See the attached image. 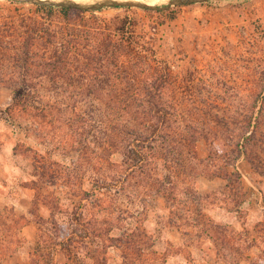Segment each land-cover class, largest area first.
<instances>
[{"label":"rangeland","instance_id":"1","mask_svg":"<svg viewBox=\"0 0 264 264\" xmlns=\"http://www.w3.org/2000/svg\"><path fill=\"white\" fill-rule=\"evenodd\" d=\"M40 5L0 0V76L26 72L11 58L26 49L24 37H34L39 62L68 46L60 72L40 77L30 67L15 83L63 91L49 102L57 119L10 116L12 86L0 83V208L14 206L38 227L18 251H30V264H95L99 238L88 227L122 236L140 224L153 240L141 264H264V175L253 161L264 156V0L68 14ZM148 87L154 148L137 147L144 156L130 174V152L122 140L110 144V118L91 93ZM42 165L60 171L57 183L42 182ZM49 192L58 198L46 200ZM105 255L124 260L117 246Z\"/></svg>","mask_w":264,"mask_h":264},{"label":"trees","instance_id":"2","mask_svg":"<svg viewBox=\"0 0 264 264\" xmlns=\"http://www.w3.org/2000/svg\"><path fill=\"white\" fill-rule=\"evenodd\" d=\"M40 7L52 8L51 6L46 5H40ZM72 10L80 9L62 7V11L66 14H68ZM24 38L23 39L25 40V42L22 46L26 47V49L22 52L16 53L11 58L12 63H14L16 66H22L26 72L23 71V73L17 74L14 73V71L8 73V75H6L5 77L0 76V83L12 86L13 90V102L8 107V113L10 114V116H13L16 111H21L22 113H20V115L22 116V114L25 115L30 112L32 115H40V118H46L48 121L51 118L57 119L56 116L58 113L55 114L51 112L53 109H50L52 106L49 104V102H51V99L53 98L54 101L57 100V96H59V94L63 91H53L50 93L52 95H50L48 94V92H42L41 90L39 91L35 88H20L16 86L15 83L20 80L26 81L28 79L27 74H29L28 71L30 67L34 69L40 68V72H38L40 74V77L48 75V73L51 71L58 70L60 72V67H66L65 64L61 66L60 62L65 63L64 55H66V49L68 46L65 43H61V50L59 51V54L54 57V60L48 58L44 60L41 59L39 62L38 59H35L30 55L33 46L32 40H34V37L31 38V40L28 37ZM153 84L154 81L152 80L150 85ZM91 94L93 101H97L102 106L104 117L106 119L110 118V125L108 124L109 120L107 121V129L109 130L108 140L110 138V144L117 145L119 140H122L123 144L119 143V148L121 149L122 147L128 149V151L130 152V155H128L127 159H129V157L131 159L130 161H126V164L129 165V173L132 174L134 170L133 167L138 165L140 161L139 159L144 156V154L140 151V148H154L152 145L146 143L149 141V138L151 139V120L156 113L154 111V103L152 101L154 91H152L151 87H148L147 90L143 92L135 90H125L120 92L119 95L116 93H114V95H111V93H107L106 99L104 97L105 94L101 91H94ZM61 98H63V96ZM132 100H134L135 103H132ZM34 103L36 105L40 103V113L32 111L33 108H36V105H34ZM159 108V110L161 111H166V107ZM138 124L142 125V131L138 129ZM254 126L256 127V129L253 130L251 138L254 141H259V139L257 140V133H259L258 128L262 126L261 120L259 121L258 125ZM117 133H121V136L119 137V134ZM127 134L129 135V137H127ZM47 136L48 134L46 133L42 135V138L47 139ZM136 136L140 137L144 144L146 143L147 145L144 146L143 144H141V141L139 139H135ZM261 137L263 138L264 142V136ZM255 152L256 151H254V153ZM256 154H258L257 156L259 159L254 158L253 161H255L257 167L264 175V156L262 155L263 152L259 151L258 153L257 151ZM145 163L146 166L149 165V161H147V159ZM143 167L144 165L140 168L143 169ZM60 174L61 173L59 170L51 169V166L48 165H42L40 169V178H42L43 183H57ZM123 178L124 181L127 182L128 175ZM32 183L35 184L34 187L37 189V192L40 191L41 195V186L39 188L35 181H32ZM160 183L162 186L158 187L157 191L165 192L163 181ZM85 195L87 196L89 195V193L86 192ZM45 196L46 200H54L58 198L54 195L53 192H49L48 194H45ZM43 202L45 203V201ZM116 219H119V217H116ZM31 221L32 219H30L26 214H17L14 206H4L0 208V264H9L10 256L16 253L18 249L24 244L25 239L22 236L21 231L22 228ZM110 228L111 227L105 229L104 232H102L103 229L101 227H88L90 233L93 236L99 238V243L97 244L98 246L94 249V254H96L95 264H108V257L107 255H105V250L110 246H117L124 252V260L119 264H141L138 262V260H142L143 257L149 255V250H147V248H149L148 245H150V242L153 243L151 236L144 231L140 224H137L136 227H134L130 231H125L124 233L122 231V236H109ZM97 229L100 231H98ZM63 243L64 246H66L65 242ZM67 259H70V254L67 256Z\"/></svg>","mask_w":264,"mask_h":264},{"label":"water","instance_id":"3","mask_svg":"<svg viewBox=\"0 0 264 264\" xmlns=\"http://www.w3.org/2000/svg\"><path fill=\"white\" fill-rule=\"evenodd\" d=\"M32 2L46 6L76 8L80 10H100L104 7L138 6L146 9H166L172 5H187L210 0H163L164 5L152 2L153 0H15ZM163 2V3H164Z\"/></svg>","mask_w":264,"mask_h":264},{"label":"crops","instance_id":"4","mask_svg":"<svg viewBox=\"0 0 264 264\" xmlns=\"http://www.w3.org/2000/svg\"><path fill=\"white\" fill-rule=\"evenodd\" d=\"M25 235L27 237L26 244H29L33 242L37 235H38V227L34 225L33 223H30L23 227L22 229V235ZM30 251H27L26 249L23 250V247L20 251L14 253L9 258V264H30Z\"/></svg>","mask_w":264,"mask_h":264}]
</instances>
